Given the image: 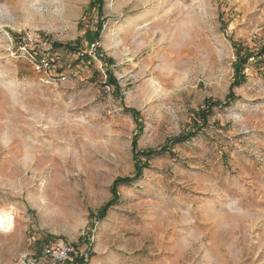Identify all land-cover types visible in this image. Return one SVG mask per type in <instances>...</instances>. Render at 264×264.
Here are the masks:
<instances>
[{"label":"rangeland","instance_id":"374dc122","mask_svg":"<svg viewBox=\"0 0 264 264\" xmlns=\"http://www.w3.org/2000/svg\"><path fill=\"white\" fill-rule=\"evenodd\" d=\"M0 219V264H264V0H0Z\"/></svg>","mask_w":264,"mask_h":264},{"label":"built area","instance_id":"2783aa9c","mask_svg":"<svg viewBox=\"0 0 264 264\" xmlns=\"http://www.w3.org/2000/svg\"><path fill=\"white\" fill-rule=\"evenodd\" d=\"M46 60H42L38 68L47 66ZM43 255L48 259L49 264H64L71 258L77 257L78 254L74 246L70 242H59L57 244L46 245L43 250ZM80 255L83 256V253ZM11 264H43L40 257L30 251L19 253L13 258Z\"/></svg>","mask_w":264,"mask_h":264},{"label":"trees","instance_id":"16d2710c","mask_svg":"<svg viewBox=\"0 0 264 264\" xmlns=\"http://www.w3.org/2000/svg\"><path fill=\"white\" fill-rule=\"evenodd\" d=\"M241 62H243V61H241ZM204 112H199V114H198V116H201V115H204L203 114ZM186 139V137H181V138H179L178 139V141H180V142H182V141H184ZM132 178L130 177H125V178H120V179H118L117 181H122V182H128V181H130ZM106 206L102 209V212L104 213L105 211H106ZM77 262L79 263V264H82L83 263V257H81V258H78L77 259Z\"/></svg>","mask_w":264,"mask_h":264},{"label":"crops","instance_id":"0c3cea01","mask_svg":"<svg viewBox=\"0 0 264 264\" xmlns=\"http://www.w3.org/2000/svg\"><path fill=\"white\" fill-rule=\"evenodd\" d=\"M40 259H41V261H42L43 264H49L48 259L45 258L44 255L40 256ZM77 259H78V257H73V258H71L68 262H66V263H64V264H79V263L77 262ZM82 264H83V263H82Z\"/></svg>","mask_w":264,"mask_h":264},{"label":"bare ground","instance_id":"6f19581e","mask_svg":"<svg viewBox=\"0 0 264 264\" xmlns=\"http://www.w3.org/2000/svg\"><path fill=\"white\" fill-rule=\"evenodd\" d=\"M0 222L2 223L3 222V219H0Z\"/></svg>","mask_w":264,"mask_h":264}]
</instances>
